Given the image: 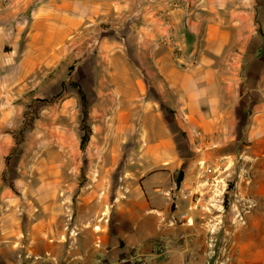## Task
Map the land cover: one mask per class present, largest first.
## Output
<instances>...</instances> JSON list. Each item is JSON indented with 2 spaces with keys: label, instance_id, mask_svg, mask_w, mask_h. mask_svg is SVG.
<instances>
[{
  "label": "crops",
  "instance_id": "1",
  "mask_svg": "<svg viewBox=\"0 0 264 264\" xmlns=\"http://www.w3.org/2000/svg\"><path fill=\"white\" fill-rule=\"evenodd\" d=\"M166 5L0 0V264H94L176 233L150 264H203L221 215L226 258L264 264V0H184L170 28ZM41 99L53 134L22 159Z\"/></svg>",
  "mask_w": 264,
  "mask_h": 264
},
{
  "label": "rangeland",
  "instance_id": "2",
  "mask_svg": "<svg viewBox=\"0 0 264 264\" xmlns=\"http://www.w3.org/2000/svg\"><path fill=\"white\" fill-rule=\"evenodd\" d=\"M57 94H59V91L57 92ZM42 107L47 108L48 105L45 103V100L41 99V100H37L34 103H31L30 105L26 106V112L30 113L29 114V119H26L25 123L26 126H30L33 123V120H35V115L36 112L39 111ZM35 131L32 130V132L28 133L26 130V132L24 133V137H25V150H27L25 153H23L22 155V159H25L27 156L31 155V150L35 149L36 151L42 150L44 148V146L49 143L50 138L53 134L52 129H54L53 124L55 123L54 120L51 119H42V120H35ZM69 122V121H67ZM92 121H89V123ZM51 125V126H50ZM87 126L83 123V128L85 129ZM29 128V127H28ZM30 131V130H29ZM40 132V133H39ZM36 155V154H34ZM219 184L218 183L216 185V189L215 192L219 193L220 192V188H219ZM235 189L234 184L232 181H229L227 186L225 187V190H223V195L220 194L221 200H212L213 204H211V207H213L214 210H217V208H228L230 206V203L228 201V193L232 192ZM217 194H215L216 196ZM219 202V204H221V206H217L216 203ZM171 219H173V216H171ZM214 220H218L216 222H218L217 224L221 227L218 226V229L216 231L217 232V238L213 240L212 245L208 247V250L211 248L213 251L209 252L208 258L206 259V261L203 264H219V261H225L228 262V264H237L232 260H229L228 258H226V254L228 251L227 248V244L225 242L224 236L226 235V233L223 231V227L222 225L227 224L228 227H230V229L232 228V226L235 225L236 223V219L235 217H233V219L230 216H219V217H215ZM228 235V234H227ZM171 236V235H169ZM168 236V237H169ZM209 236V233L207 232L206 237ZM228 237V236H227ZM126 249H122L120 255L118 256H122L125 253ZM117 256V257H118ZM117 257L113 258V259H104L105 262H109L111 260L116 259ZM22 264H26V263H22ZM76 264H82L80 263V261Z\"/></svg>",
  "mask_w": 264,
  "mask_h": 264
},
{
  "label": "built area",
  "instance_id": "3",
  "mask_svg": "<svg viewBox=\"0 0 264 264\" xmlns=\"http://www.w3.org/2000/svg\"><path fill=\"white\" fill-rule=\"evenodd\" d=\"M183 2L184 0H166L167 5L157 10L156 16L163 21L164 26L170 28V16L172 11L178 8ZM160 42L164 45L175 47V41L170 35L164 36ZM173 53L176 54V50H174ZM183 197H191V201H195L194 194L189 191L184 192ZM178 220L190 223V218L186 214V211L178 212V214H176L172 219L174 223ZM182 238L183 235L181 233H176L168 238L158 237L154 241L153 248L149 252H143L136 247H130L126 249L122 256H118L114 260L105 262L104 259H98L94 264H150L157 259L169 256L176 248H180L182 245ZM219 264H228V262L219 261Z\"/></svg>",
  "mask_w": 264,
  "mask_h": 264
},
{
  "label": "trees",
  "instance_id": "4",
  "mask_svg": "<svg viewBox=\"0 0 264 264\" xmlns=\"http://www.w3.org/2000/svg\"><path fill=\"white\" fill-rule=\"evenodd\" d=\"M181 176H182V172L180 171V172L178 173V179H177V181L179 180V178H181Z\"/></svg>",
  "mask_w": 264,
  "mask_h": 264
}]
</instances>
